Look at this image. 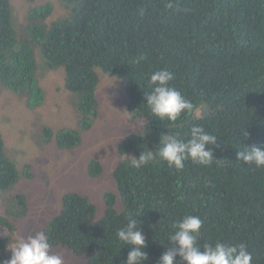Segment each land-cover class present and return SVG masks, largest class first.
Returning <instances> with one entry per match:
<instances>
[{
	"label": "trees",
	"instance_id": "obj_1",
	"mask_svg": "<svg viewBox=\"0 0 264 264\" xmlns=\"http://www.w3.org/2000/svg\"><path fill=\"white\" fill-rule=\"evenodd\" d=\"M57 4L65 15L56 12ZM16 24H26L29 40L61 74L56 90L75 113L53 135L45 127L43 138L68 150L70 160L89 145L94 156L86 163L88 176L98 178L103 171L95 139L103 143L104 136L92 129L107 104L101 74L117 80L121 105L130 113L116 144L121 156L113 171L116 189L104 191L102 217L94 218L89 196L65 191L60 210L43 226L52 248L87 255L84 264H123L131 246L116 231L129 214H141L148 257L142 264H157L173 247L167 240L173 224L198 215L201 251L205 243H244L252 264H264V168L237 161L243 146L264 147V0H0V89L28 93L21 105L30 125L19 132L24 141L38 132V115L30 108L49 94L43 77L36 80L33 46L23 35L17 39ZM142 54L146 59L133 63ZM159 69L174 73L171 83L193 105L175 123L156 120L146 106L149 77ZM200 101L212 107L206 116L194 115ZM193 125L217 136L209 146L218 159L211 166L190 159L179 171L160 160L140 169L131 165V156L157 149L162 134L173 131L186 139ZM82 131L92 132L91 139ZM21 178L37 181L34 163L15 159L0 128V264L19 239V221L31 201L18 185ZM176 264H183L179 257Z\"/></svg>",
	"mask_w": 264,
	"mask_h": 264
},
{
	"label": "clouds",
	"instance_id": "obj_2",
	"mask_svg": "<svg viewBox=\"0 0 264 264\" xmlns=\"http://www.w3.org/2000/svg\"><path fill=\"white\" fill-rule=\"evenodd\" d=\"M167 7L171 8L172 4L168 3ZM59 8L62 14L65 15L66 12L62 5ZM39 51L40 55H32L36 65L35 77L36 80L43 77L42 85L49 91L51 88L57 87L61 74L54 69H50L40 48ZM145 59L146 57L142 54L133 63L141 64ZM49 77H53V79ZM174 78V73L167 69L156 70L149 77L151 90L144 92V97L146 106L156 120L175 123L183 114L189 113L193 109L192 103L175 88V84L171 83ZM6 90L16 96H20L23 103L25 102L21 94L17 95L9 89ZM47 99H49V96L45 97V100ZM43 104L42 102L41 105ZM42 123L44 124L40 127ZM42 123L38 124L39 135L42 137H44L43 129L45 127L50 130L51 135L64 127L62 125L54 128L49 122ZM49 127H51L52 131ZM81 133L84 136L85 131ZM241 134L248 138L249 134L243 129H241ZM44 141L47 145L53 143L56 146L53 139L50 142L49 140ZM216 141L217 136L207 131L205 127L193 125L186 139L178 136L173 131L170 134H162L160 140L162 146L155 150H143L138 157L131 156V165L140 169L154 161L160 160L166 162L170 169L179 171L184 168L185 161L190 159L193 163L205 167L211 166L218 159H216L213 150L209 146L214 145ZM56 148L58 147L56 146ZM237 161L243 162L248 166H254L257 169L264 168V147L255 144L243 146L237 152ZM113 189H116V185ZM140 215L129 214L126 224L116 231L119 241L124 246H131L127 259L123 264H142L148 258L147 253L143 251L147 246L146 237L139 230L137 217ZM172 227L174 231L168 236L167 240L173 247L168 248L161 255L157 264H176L177 257L180 258L183 264H252V254L244 243L238 245L219 241L214 244L205 243L203 246L204 250L201 251L198 240L201 235L203 220L198 215H185L182 220L177 221ZM51 248L52 245L46 231H37L26 238L18 239L14 246L9 247L11 258L5 261L4 264H64L63 254L61 252L53 254Z\"/></svg>",
	"mask_w": 264,
	"mask_h": 264
},
{
	"label": "rangeland",
	"instance_id": "obj_3",
	"mask_svg": "<svg viewBox=\"0 0 264 264\" xmlns=\"http://www.w3.org/2000/svg\"><path fill=\"white\" fill-rule=\"evenodd\" d=\"M55 9L58 14H62L58 4ZM22 14L23 12L19 14L18 19L22 18ZM24 26L17 24L14 26L17 29H15L18 35H16L17 39L21 35L26 37V40L33 46L34 56L40 55L38 46L34 45L28 38L26 24ZM49 78L53 79V77ZM100 81H102L103 87L102 100L106 101L107 104L105 109L99 113L95 125L92 127L93 130H97L99 134L104 136L103 143L100 142L99 138L95 139L97 147L95 157L103 161V171L98 178L86 174V163L94 156L89 145L78 148L76 156L70 155V160L67 158V151L56 148L53 143L45 144L43 137L39 135L38 124L49 122L52 127L57 128L70 123L75 116V113L65 105L67 99L55 87L48 91L49 99L43 105L30 108L33 115H38V132L37 135H34L35 139L26 137L24 141L19 139V132L23 128L28 131L30 125L21 115L23 100L7 91L5 86L3 87L6 89H0V128L4 144L15 153L16 160L19 162L31 161L36 169L37 181H31L32 178H21V183L18 184L24 186L31 197L27 212L19 221L17 231L19 239L26 238L37 231H44L43 226L46 221L60 210L65 191H76L89 196L96 208L94 218L100 219L102 217L105 208L103 193L105 190L115 187L113 171L121 157L116 151V144L122 137L120 128L126 118L130 117V113L125 111L124 106L120 107L122 99L117 80L113 76L101 74ZM106 83L109 84L107 89H105ZM15 93L21 94L26 104L28 93ZM33 100L36 101L34 98ZM211 108L205 102L200 101L194 110V115L206 116L211 112ZM91 134L92 132H85L84 138L91 139ZM31 137L33 138V135ZM160 140L157 148L162 146ZM19 170L22 171L23 167H19ZM116 208L119 209V202H117ZM51 252L53 254L61 252L64 257V264H84L87 259V255L77 256L61 247L51 248ZM7 253L10 254V259L11 251L8 250Z\"/></svg>",
	"mask_w": 264,
	"mask_h": 264
}]
</instances>
